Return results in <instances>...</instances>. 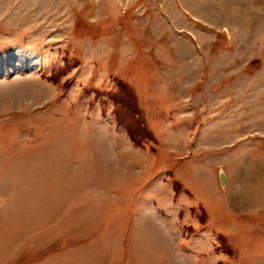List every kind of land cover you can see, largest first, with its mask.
<instances>
[{
	"label": "rangeland",
	"instance_id": "374dc122",
	"mask_svg": "<svg viewBox=\"0 0 264 264\" xmlns=\"http://www.w3.org/2000/svg\"><path fill=\"white\" fill-rule=\"evenodd\" d=\"M0 264H264V0H0Z\"/></svg>",
	"mask_w": 264,
	"mask_h": 264
},
{
	"label": "water",
	"instance_id": "95a60500",
	"mask_svg": "<svg viewBox=\"0 0 264 264\" xmlns=\"http://www.w3.org/2000/svg\"><path fill=\"white\" fill-rule=\"evenodd\" d=\"M226 179H227V175H226V173H225L224 170H223V171H221V173H220V181H221L222 185H225V183H226Z\"/></svg>",
	"mask_w": 264,
	"mask_h": 264
}]
</instances>
